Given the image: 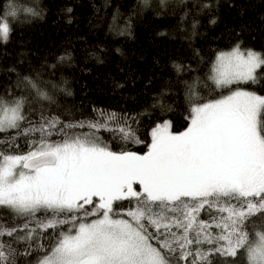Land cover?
<instances>
[{
    "label": "snow or ice",
    "instance_id": "snow-or-ice-1",
    "mask_svg": "<svg viewBox=\"0 0 264 264\" xmlns=\"http://www.w3.org/2000/svg\"><path fill=\"white\" fill-rule=\"evenodd\" d=\"M9 32L8 23L0 24V38L7 41ZM214 79L220 87L259 84L264 54L237 44L217 57ZM262 112L264 96L239 88L194 102L186 130L172 132L169 120L157 124L139 154L112 151L95 135L103 128L145 143L127 118L107 114L104 123L65 124L41 114L37 125L22 128L23 102L0 101V132L39 134L24 155L0 152V206L32 218L49 212L36 228L61 229L49 247L39 246L36 264H185L189 257V264H234L242 249L249 264H264V233L250 242L244 230L248 217L264 212ZM83 128L89 131H73ZM53 132L63 134L60 142H50ZM118 201L135 206L114 208ZM201 211L208 220L199 218ZM91 216L97 218L83 222ZM36 228L0 224V236L28 241ZM14 255L11 244L0 242V264H14Z\"/></svg>",
    "mask_w": 264,
    "mask_h": 264
},
{
    "label": "trees",
    "instance_id": "trees-1",
    "mask_svg": "<svg viewBox=\"0 0 264 264\" xmlns=\"http://www.w3.org/2000/svg\"><path fill=\"white\" fill-rule=\"evenodd\" d=\"M9 11L14 14L8 40L0 38V101L23 102L22 128L37 125L41 114L65 124L104 123L107 114H115L127 118L145 143L122 140L103 128L95 132L99 141L115 152L143 154L157 124L169 120L173 132L189 126L194 102L217 99L236 87L264 95V79L220 87L212 76L218 52L239 44L264 54V0H0V15ZM62 135L53 132L49 140L60 142ZM38 139L37 133L25 136L16 129L0 132V152L24 155ZM117 206L127 210L135 201ZM50 215L41 211L32 218L0 206V224L6 227L36 228V219ZM199 218L208 220L209 213L201 211ZM60 230L36 228L31 240L0 236V242L15 250L14 264H36L43 254L39 246L49 247ZM244 230L250 242L264 233V212L248 217ZM29 247L31 255H25ZM233 259L249 264L243 249Z\"/></svg>",
    "mask_w": 264,
    "mask_h": 264
},
{
    "label": "rangeland",
    "instance_id": "rangeland-1",
    "mask_svg": "<svg viewBox=\"0 0 264 264\" xmlns=\"http://www.w3.org/2000/svg\"><path fill=\"white\" fill-rule=\"evenodd\" d=\"M160 1H164V0H160ZM14 14V11H9L7 14H5V13H3V15L1 16L0 15V24H2V23H8V20H9V18L12 16ZM8 25H9V23H8ZM235 47H233L232 49H230V50H226V51H221V52H229V51H232L233 49H234ZM221 52H218V54H217V56H216V58H215V61H214V65H213V69H212V76L214 77L215 76V67H216V64H217V57L219 56V54L221 53ZM257 52V51H256ZM258 53H259V51H258ZM243 89V90H246V91H249V89H246V88H243V87H236V88H234V89H232L231 91H234V90H236V89ZM231 91L229 92V94L231 93ZM250 92H254V91H251L250 90ZM254 93H256V92H254ZM228 93L227 94H224V95H222V96H226V95H229ZM257 95H262L261 93L259 94V93H256ZM222 96H220L219 98H217V99H220ZM262 96H264V95H262ZM7 104H9V105H11V104H13V103H7ZM258 118H260V117H258ZM186 130V129H185ZM172 131V130H171ZM173 132V131H172ZM174 133H179V132H174ZM97 217H93V218H91V219H89V220H85V221H83V222H90L91 220H93V219H96ZM126 218V217H125ZM69 227V226H68Z\"/></svg>",
    "mask_w": 264,
    "mask_h": 264
}]
</instances>
